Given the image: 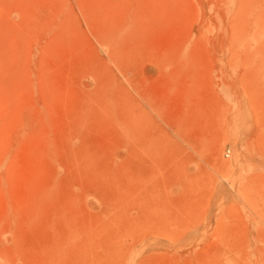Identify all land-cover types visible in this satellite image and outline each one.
Listing matches in <instances>:
<instances>
[{
  "label": "rangeland",
  "instance_id": "rangeland-1",
  "mask_svg": "<svg viewBox=\"0 0 264 264\" xmlns=\"http://www.w3.org/2000/svg\"><path fill=\"white\" fill-rule=\"evenodd\" d=\"M0 30V264H264V0H1Z\"/></svg>",
  "mask_w": 264,
  "mask_h": 264
},
{
  "label": "bare ground",
  "instance_id": "bare-ground-1",
  "mask_svg": "<svg viewBox=\"0 0 264 264\" xmlns=\"http://www.w3.org/2000/svg\"><path fill=\"white\" fill-rule=\"evenodd\" d=\"M0 1H1V0H0ZM18 3H19V2H18ZM105 3H106V1H105ZM108 5H109V4H108ZM135 5H136V4H135ZM101 6H102V5H101ZM115 6H116V5H115ZM3 7H4V6H2V8H3ZM242 7H243V6H242ZM109 8H110V7H109ZM240 8H241V7H240ZM246 9H247V8H246ZM98 10L100 11V9H98ZM123 11H124V10H123ZM3 12H4V10H3ZM5 12H6V11H5ZM121 12H122V11H121ZM124 13H126V12H124ZM2 14H3V13H2ZM141 15H142V14H141ZM102 16H103V15H102ZM142 16H143V15H142ZM135 17H136V16H135ZM146 17H147V16H146ZM113 18H115V17H113ZM142 18H144V17H142ZM5 19H6V18H5ZM135 19H136V18H135ZM104 20H105V18H104ZM138 20H139V19H138ZM101 21H102V20H101ZM130 21H131V20H130ZM106 23H107V22H106ZM142 23H143V22H142ZM107 25H108V23H107ZM110 26H111V25H110ZM101 27H102V26H101ZM129 27H130V26H129ZM142 27H143V26H142ZM130 28H132V27H130ZM6 29H7V28H6ZM111 29H112V28H111ZM0 31H2V30H0ZM133 31H134V30H133ZM13 33H14V32H13ZM118 33H119V32H118ZM238 33H239V32H238ZM116 34H117V33H116ZM3 35H4V34H3ZM3 35H2V36H3ZM123 35H124V34H123ZM4 36H5V35H4ZM6 36H7V35H6ZM13 36H14V35H13ZM100 36H101V35H100ZM125 36H126V35H125ZM14 37H15V36H14ZM0 38H2V37H0ZM115 38H116V37H115ZM119 38H120V37H119ZM5 39H6V38H5ZM10 39H11V38H10ZM1 40H2V39H1ZM121 40H122V39H121ZM3 41H4V40H3ZM3 41H2V42H3ZM122 41H123V40H122ZM186 44H187V43H186ZM0 46H3V45H0ZM245 48H246V47H245ZM182 52H183V51H182ZM250 53H251V52H250ZM180 54H181V53H180ZM248 59H249V58H248ZM10 61H11V60H10ZM248 61H249V60H248ZM250 61H251V60H250ZM8 62H9V61H8ZM119 63H120V62H119ZM184 63H185V62H184ZM247 63H250V62H247ZM258 63H259V62H258ZM246 66H247V65H246ZM163 68H164V67H163ZM248 69H249V68H248ZM251 69H252V68H251ZM164 70H165V69H164ZM249 73H250V70H249ZM252 77H253V76H252ZM252 77H251V78H252ZM254 79H255V78H254ZM16 80H17V79H16ZM249 80H251V79H249ZM247 81H248V80H247ZM15 82H16V81H15ZM248 82H250V81H248ZM17 83H18V82H17ZM170 84H171V83H170ZM17 85H18V84H17ZM4 88H5V87H4ZM250 88H251V87H250ZM257 90L263 92V89H262V90H261V89H257ZM263 93H264V92H263ZM184 110H185V109H184ZM190 112H191V111H190ZM181 115H182V114H181ZM184 116H185V115H184ZM186 116H187V115H186ZM177 125H178V124H177ZM178 128H179V127H178ZM261 149H262V148H261ZM153 153H154V152H153ZM263 153H264V152H263ZM263 153L261 154V152H260V154H261L262 157H263V155H264ZM172 164H173V163H172ZM262 164L264 165V162H263ZM158 165H160V164H158ZM259 168H260V167H259ZM259 168H258V169H259ZM260 169H261V168H260ZM173 170H174V169H173ZM257 171H258V170H257ZM260 171H262V170H260ZM159 174H160V173H159ZM252 176H254V175H252ZM167 178H168V176H167ZM169 178H170V177H169ZM250 178H251V177H250ZM250 178H249V179H250ZM253 178H254V177H253ZM257 178H258V177H257ZM257 178H255V180H256ZM163 179H164V178H163ZM165 180H166V179H165ZM165 180H164V181H165ZM250 180H251V179H250ZM250 180H249V181H250ZM247 181H248V180H247ZM251 181H252V180H251ZM256 181L258 182V180H256ZM260 181H261V180H260ZM92 182H93V181H92ZM252 183H253V182H251V187H252V185H253ZM258 183H259V182H258ZM260 183H261V182H260ZM245 184H246V183H245ZM247 184H249V183H247ZM258 185H259V184H258ZM254 186H255V185H254ZM263 186H264V185H263ZM242 187H243V186H242ZM249 187H250V186H249ZM251 187H250V188H251ZM254 188H255V187H254ZM240 189H241V188H240ZM244 189H245V188H244ZM244 189H243V190H244ZM246 189H247V188H246ZM255 189L258 190L259 187H258V188H255ZM253 190H254V189H253ZM256 190H255V192H256ZM144 191H146V190H144ZM146 192H147V191H146ZM250 192H251V191H250ZM252 192H253V191H252ZM260 192H261V191L259 190L258 193L260 194ZM147 194H148V193H147ZM252 194H253V193H252ZM139 195H141V194H139ZM139 195H138V196H139ZM143 195H144V194H143ZM261 195H263V194L261 193ZM140 198H141V197H139L138 200H140ZM144 198H145V196H144ZM138 200H137V201H138ZM161 200H162V199H161ZM260 200H261V199H260ZM138 202H139V201H138ZM139 203H140V202H139ZM162 204H163V203H162ZM161 207H162V206H161ZM142 213H143V212H142ZM137 219H138V218H137ZM142 219H143V218H142Z\"/></svg>",
  "mask_w": 264,
  "mask_h": 264
}]
</instances>
